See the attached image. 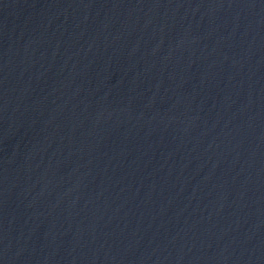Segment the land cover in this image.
Segmentation results:
<instances>
[{"label":"water","instance_id":"95a60500","mask_svg":"<svg viewBox=\"0 0 264 264\" xmlns=\"http://www.w3.org/2000/svg\"><path fill=\"white\" fill-rule=\"evenodd\" d=\"M130 0H0V264H108Z\"/></svg>","mask_w":264,"mask_h":264}]
</instances>
